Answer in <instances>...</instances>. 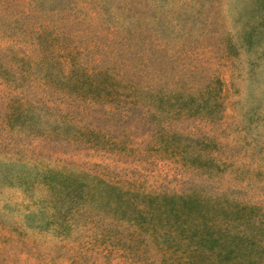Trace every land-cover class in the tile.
Instances as JSON below:
<instances>
[{
  "label": "rangeland",
  "instance_id": "obj_1",
  "mask_svg": "<svg viewBox=\"0 0 264 264\" xmlns=\"http://www.w3.org/2000/svg\"><path fill=\"white\" fill-rule=\"evenodd\" d=\"M261 1L0 0V264H264Z\"/></svg>",
  "mask_w": 264,
  "mask_h": 264
},
{
  "label": "trees",
  "instance_id": "obj_2",
  "mask_svg": "<svg viewBox=\"0 0 264 264\" xmlns=\"http://www.w3.org/2000/svg\"><path fill=\"white\" fill-rule=\"evenodd\" d=\"M261 4L263 5L262 6V8H263V10H264V1H261ZM259 19H260V21L264 24V11H263V13L261 12V16L259 15ZM74 187V184L73 183H69V184H67L66 186H65V189H72ZM64 191V190H63ZM64 195H69V192H68V190H66L64 193H63Z\"/></svg>",
  "mask_w": 264,
  "mask_h": 264
}]
</instances>
